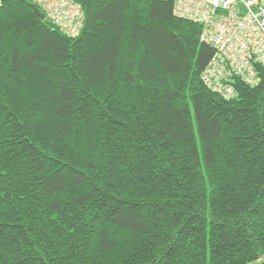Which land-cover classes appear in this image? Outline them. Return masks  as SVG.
<instances>
[{
	"label": "trees",
	"instance_id": "trees-1",
	"mask_svg": "<svg viewBox=\"0 0 264 264\" xmlns=\"http://www.w3.org/2000/svg\"><path fill=\"white\" fill-rule=\"evenodd\" d=\"M68 1L0 0V264H264V67L224 98L173 0Z\"/></svg>",
	"mask_w": 264,
	"mask_h": 264
},
{
	"label": "built area",
	"instance_id": "built-area-1",
	"mask_svg": "<svg viewBox=\"0 0 264 264\" xmlns=\"http://www.w3.org/2000/svg\"><path fill=\"white\" fill-rule=\"evenodd\" d=\"M34 1L64 32L76 34L79 7L68 0ZM173 1L175 16L201 26L200 41L215 51L201 77L208 89L231 98L234 78L258 82L256 65L264 67V0Z\"/></svg>",
	"mask_w": 264,
	"mask_h": 264
},
{
	"label": "water",
	"instance_id": "water-1",
	"mask_svg": "<svg viewBox=\"0 0 264 264\" xmlns=\"http://www.w3.org/2000/svg\"><path fill=\"white\" fill-rule=\"evenodd\" d=\"M38 14H39L41 19H43V20L45 19V16L43 14H41V13H38Z\"/></svg>",
	"mask_w": 264,
	"mask_h": 264
},
{
	"label": "rangeland",
	"instance_id": "rangeland-1",
	"mask_svg": "<svg viewBox=\"0 0 264 264\" xmlns=\"http://www.w3.org/2000/svg\"><path fill=\"white\" fill-rule=\"evenodd\" d=\"M246 83H248V82H246ZM257 83V82H256ZM249 84V83H248Z\"/></svg>",
	"mask_w": 264,
	"mask_h": 264
}]
</instances>
